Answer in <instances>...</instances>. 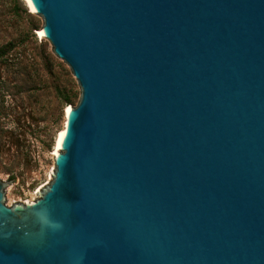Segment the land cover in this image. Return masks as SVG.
Segmentation results:
<instances>
[{"label": "water", "instance_id": "obj_1", "mask_svg": "<svg viewBox=\"0 0 264 264\" xmlns=\"http://www.w3.org/2000/svg\"><path fill=\"white\" fill-rule=\"evenodd\" d=\"M26 2L80 97L0 264H264V0Z\"/></svg>", "mask_w": 264, "mask_h": 264}, {"label": "rangeland", "instance_id": "obj_2", "mask_svg": "<svg viewBox=\"0 0 264 264\" xmlns=\"http://www.w3.org/2000/svg\"><path fill=\"white\" fill-rule=\"evenodd\" d=\"M43 25L26 0H0V181L17 179L3 190L8 207L41 198L35 191L55 169L65 93L80 97L69 67L46 38L39 39Z\"/></svg>", "mask_w": 264, "mask_h": 264}, {"label": "trees", "instance_id": "obj_3", "mask_svg": "<svg viewBox=\"0 0 264 264\" xmlns=\"http://www.w3.org/2000/svg\"><path fill=\"white\" fill-rule=\"evenodd\" d=\"M77 99H79V94H77L75 92H71V91H68L65 93V102L68 105L73 104L75 102V100H77Z\"/></svg>", "mask_w": 264, "mask_h": 264}, {"label": "bare ground", "instance_id": "obj_4", "mask_svg": "<svg viewBox=\"0 0 264 264\" xmlns=\"http://www.w3.org/2000/svg\"><path fill=\"white\" fill-rule=\"evenodd\" d=\"M34 12V11H33ZM41 38H43V36H41ZM70 106V105H69ZM69 106H67L66 108H65V110L69 107ZM71 107V106H70ZM65 122V121H64ZM65 130V127H63V129L60 131V132H62V131H64ZM59 132V133H60ZM58 137H59V134L57 135V137H56V143H57V140H58ZM55 149H56V145H55V148H54V151H55Z\"/></svg>", "mask_w": 264, "mask_h": 264}]
</instances>
